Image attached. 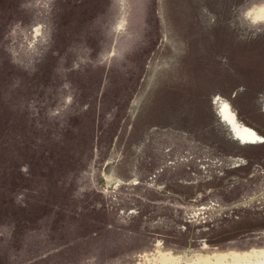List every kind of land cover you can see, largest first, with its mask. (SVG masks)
<instances>
[{"label":"rangeland","instance_id":"obj_1","mask_svg":"<svg viewBox=\"0 0 264 264\" xmlns=\"http://www.w3.org/2000/svg\"><path fill=\"white\" fill-rule=\"evenodd\" d=\"M262 3L0 0V264L263 248Z\"/></svg>","mask_w":264,"mask_h":264},{"label":"bare ground","instance_id":"obj_2","mask_svg":"<svg viewBox=\"0 0 264 264\" xmlns=\"http://www.w3.org/2000/svg\"><path fill=\"white\" fill-rule=\"evenodd\" d=\"M254 21L264 19V4L249 10ZM264 106V103H263ZM218 112L223 121L232 126L234 134L242 140H251L260 143L262 139L254 129L241 123L234 110L225 102L220 103ZM264 141V140H263ZM249 144V143H248ZM207 249L185 251L157 250L150 264H264V247L250 248L249 250H219L206 251ZM149 264V263H148Z\"/></svg>","mask_w":264,"mask_h":264},{"label":"water","instance_id":"obj_3","mask_svg":"<svg viewBox=\"0 0 264 264\" xmlns=\"http://www.w3.org/2000/svg\"><path fill=\"white\" fill-rule=\"evenodd\" d=\"M218 115H219V117H220V114H219V112H218ZM220 120L223 122V123H225L227 126H228V128H229V131H230V133H231V135L233 136V138H235V139H237V140H239L242 144H248V143H253V141H251V140H248V141H245V140H242V139H239L235 134H234V131H233V128H232V126H230V124L229 123H227V121L226 122H224L223 121V119H222V117H220Z\"/></svg>","mask_w":264,"mask_h":264},{"label":"flooded vegetation","instance_id":"obj_4","mask_svg":"<svg viewBox=\"0 0 264 264\" xmlns=\"http://www.w3.org/2000/svg\"><path fill=\"white\" fill-rule=\"evenodd\" d=\"M248 14H249V12H248ZM250 15V14H249ZM252 18H253V16H251ZM264 20V19H263ZM254 21V20H253ZM262 20H260L259 22H261ZM254 22H258V21H254Z\"/></svg>","mask_w":264,"mask_h":264}]
</instances>
